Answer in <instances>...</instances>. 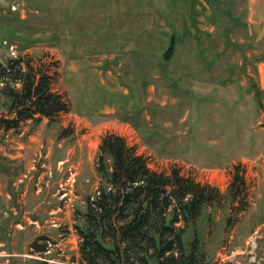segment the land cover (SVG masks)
Returning <instances> with one entry per match:
<instances>
[{"label": "rangeland", "instance_id": "1", "mask_svg": "<svg viewBox=\"0 0 264 264\" xmlns=\"http://www.w3.org/2000/svg\"><path fill=\"white\" fill-rule=\"evenodd\" d=\"M15 58L72 108L0 131V264H78L107 132L219 190L177 224L202 264H264V0H0V66Z\"/></svg>", "mask_w": 264, "mask_h": 264}, {"label": "trees", "instance_id": "2", "mask_svg": "<svg viewBox=\"0 0 264 264\" xmlns=\"http://www.w3.org/2000/svg\"><path fill=\"white\" fill-rule=\"evenodd\" d=\"M24 64L15 58L0 66L2 91L12 115H0V131H17L28 121L34 130L44 119L54 123L72 108L66 95L55 91L53 75ZM236 167L235 188L244 184L241 166ZM97 171L103 183L87 197L75 224L78 264H202L205 254L199 240L186 242V226L177 224L195 222L206 206L217 202V188L178 168L169 172L151 168L136 147L112 132L101 138Z\"/></svg>", "mask_w": 264, "mask_h": 264}, {"label": "water", "instance_id": "3", "mask_svg": "<svg viewBox=\"0 0 264 264\" xmlns=\"http://www.w3.org/2000/svg\"><path fill=\"white\" fill-rule=\"evenodd\" d=\"M172 49H173V46H171V48H170V50H169V51H170V53L172 52ZM254 87H256V85H254ZM261 126H262V127H264V123H263V124H261Z\"/></svg>", "mask_w": 264, "mask_h": 264}, {"label": "flooded vegetation", "instance_id": "4", "mask_svg": "<svg viewBox=\"0 0 264 264\" xmlns=\"http://www.w3.org/2000/svg\"><path fill=\"white\" fill-rule=\"evenodd\" d=\"M257 87V86H256Z\"/></svg>", "mask_w": 264, "mask_h": 264}]
</instances>
